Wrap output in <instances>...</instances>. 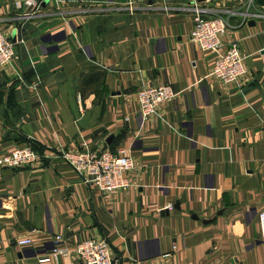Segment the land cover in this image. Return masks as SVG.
Listing matches in <instances>:
<instances>
[{
  "label": "crops",
  "instance_id": "obj_1",
  "mask_svg": "<svg viewBox=\"0 0 264 264\" xmlns=\"http://www.w3.org/2000/svg\"><path fill=\"white\" fill-rule=\"evenodd\" d=\"M17 1L0 0V31L20 36L0 68V156L28 146L40 160L0 168V264H41L56 235L104 239L114 264H264V5L50 0L26 19ZM193 2L227 19L247 83L210 75L214 54L189 39ZM160 85L176 97L142 121L136 94ZM104 149L133 158L125 191L87 186L60 156Z\"/></svg>",
  "mask_w": 264,
  "mask_h": 264
},
{
  "label": "built area",
  "instance_id": "obj_2",
  "mask_svg": "<svg viewBox=\"0 0 264 264\" xmlns=\"http://www.w3.org/2000/svg\"><path fill=\"white\" fill-rule=\"evenodd\" d=\"M46 0H18L15 8L22 11L26 19L37 16L38 11ZM50 1V0H49ZM254 0H249L252 2ZM191 7L193 12V27L189 35L190 41L202 52L214 54L210 75L225 85L241 86L249 81L245 66V56L240 52L237 42H230L226 46L222 38L228 31V22L223 15L212 14L201 8L196 2ZM128 12L135 7L129 3ZM167 11V8H164ZM89 11H83L84 14ZM16 57L15 44L0 31V68L9 64ZM176 97V93L168 85L145 87L136 94L138 115L140 119L158 114L159 107L169 103ZM63 162L68 165L87 186H92L104 194L125 191L130 187L128 173L134 166L133 158L125 149L115 153L109 150L92 152L80 150L63 152ZM40 156L28 146H19L10 153L0 156V168L19 169L39 162ZM168 210L172 209L168 205ZM259 231L264 241V209L258 214ZM35 232V230L33 231ZM1 242V238H0ZM19 247H29L33 244L31 238L16 240ZM63 258L71 260V264H114L111 245L108 241L87 239L74 247L66 246L59 235L53 239L52 249L39 259L41 264H60Z\"/></svg>",
  "mask_w": 264,
  "mask_h": 264
},
{
  "label": "water",
  "instance_id": "obj_3",
  "mask_svg": "<svg viewBox=\"0 0 264 264\" xmlns=\"http://www.w3.org/2000/svg\"><path fill=\"white\" fill-rule=\"evenodd\" d=\"M48 1H49V0H46V1H45V4L48 3ZM256 2H257V4L264 5V0H256ZM18 31H19V30H18ZM16 37H17V39L19 40V38H20V36H19V32H18V35H17V36L14 35V36L12 37V42H13V43L15 42ZM111 140H112V136L109 137L108 140H107L106 142H107V143H110ZM175 207H176V206H175Z\"/></svg>",
  "mask_w": 264,
  "mask_h": 264
},
{
  "label": "trees",
  "instance_id": "obj_4",
  "mask_svg": "<svg viewBox=\"0 0 264 264\" xmlns=\"http://www.w3.org/2000/svg\"><path fill=\"white\" fill-rule=\"evenodd\" d=\"M12 95H13V93L11 92L10 93V102L8 103L9 104V106L10 107H12V108H14V104H13V101H12ZM15 109V108H14ZM34 151H35V149L33 148V147H31ZM36 152V151H35ZM37 153V152H36ZM38 154V153H37Z\"/></svg>",
  "mask_w": 264,
  "mask_h": 264
},
{
  "label": "rangeland",
  "instance_id": "obj_5",
  "mask_svg": "<svg viewBox=\"0 0 264 264\" xmlns=\"http://www.w3.org/2000/svg\"><path fill=\"white\" fill-rule=\"evenodd\" d=\"M15 44V43H14Z\"/></svg>",
  "mask_w": 264,
  "mask_h": 264
}]
</instances>
